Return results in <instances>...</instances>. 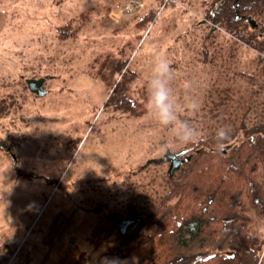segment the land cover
Masks as SVG:
<instances>
[{"label": "rangeland", "instance_id": "374dc122", "mask_svg": "<svg viewBox=\"0 0 264 264\" xmlns=\"http://www.w3.org/2000/svg\"><path fill=\"white\" fill-rule=\"evenodd\" d=\"M130 2L0 0V264H73L81 253L95 260L105 246L96 251L92 232L154 174L158 182L167 172V164L150 162L185 145L145 111L157 53L173 69L178 114L199 138L200 110L224 87L235 92L233 101L244 94L252 101L258 86L257 99L264 98L257 59L264 54L206 22L215 0H141L137 12L122 14ZM149 12L152 20L144 21ZM68 24L75 35L58 40ZM39 78L43 95L25 85ZM115 87L126 88L139 114L114 110L108 99ZM186 98L199 111L184 110ZM248 120L260 117L251 112ZM249 215L264 234V221Z\"/></svg>", "mask_w": 264, "mask_h": 264}, {"label": "trees", "instance_id": "16d2710c", "mask_svg": "<svg viewBox=\"0 0 264 264\" xmlns=\"http://www.w3.org/2000/svg\"><path fill=\"white\" fill-rule=\"evenodd\" d=\"M153 15L149 12L144 21ZM248 17L257 30L245 21ZM205 19L230 40L264 54V0H215ZM71 28H59L58 40L73 37ZM207 56L205 52V60ZM257 59L264 63V58ZM260 76L264 81V69ZM251 77L252 87L257 77ZM261 89L250 94V102L248 94L233 101L235 92L229 86L214 96L210 108L199 113L204 136L174 153H184L187 160L172 176L165 171L156 182L154 174L138 194L124 199L111 215L133 223L121 235L115 223L104 222L89 238L96 251L105 246L103 251L95 260L81 253L73 264H264V234L254 230L249 215L253 211L264 221V98L257 99ZM111 100L114 110L139 114L126 88L115 87ZM251 112L260 120L247 121ZM207 120L214 125L203 126ZM219 129L227 131L224 140L217 139ZM152 164L168 165L161 160Z\"/></svg>", "mask_w": 264, "mask_h": 264}, {"label": "clouds", "instance_id": "9594fccd", "mask_svg": "<svg viewBox=\"0 0 264 264\" xmlns=\"http://www.w3.org/2000/svg\"><path fill=\"white\" fill-rule=\"evenodd\" d=\"M174 72L168 58L161 53L153 57L149 74L145 80L146 99L145 111L162 129L167 130L180 144L186 145L199 138L197 128L187 119L181 118L179 112L181 105L174 96L172 81ZM185 87H189L186 83ZM199 103L191 98H186L184 110L197 112ZM227 137L225 129L217 131V139Z\"/></svg>", "mask_w": 264, "mask_h": 264}, {"label": "water", "instance_id": "95a60500", "mask_svg": "<svg viewBox=\"0 0 264 264\" xmlns=\"http://www.w3.org/2000/svg\"><path fill=\"white\" fill-rule=\"evenodd\" d=\"M245 21L248 23V25L250 26V28L252 30L257 27L255 20L248 17V18H246ZM44 82H45L44 78H39L37 80L30 79V80L26 81V86L28 87V90L31 93H34L37 95H43L44 92L42 91L41 87L44 84ZM185 160H187V158H185V157L182 160H180L178 158V154H166V156L161 161L164 163L165 162L168 163L167 173L169 174V176H172L173 173L180 167V165ZM133 221L134 220H130V219H119V218L111 215L107 218L106 223H108V222L115 223L120 234L123 235L124 232L126 231L127 227L130 224H132Z\"/></svg>", "mask_w": 264, "mask_h": 264}, {"label": "built area", "instance_id": "2783aa9c", "mask_svg": "<svg viewBox=\"0 0 264 264\" xmlns=\"http://www.w3.org/2000/svg\"><path fill=\"white\" fill-rule=\"evenodd\" d=\"M144 3L141 0H131V2L121 11L124 15H131L132 13L137 12L139 9L143 7ZM72 244L76 243L75 238H70L69 240ZM263 254V253H262Z\"/></svg>", "mask_w": 264, "mask_h": 264}, {"label": "flooded vegetation", "instance_id": "af4514ba", "mask_svg": "<svg viewBox=\"0 0 264 264\" xmlns=\"http://www.w3.org/2000/svg\"><path fill=\"white\" fill-rule=\"evenodd\" d=\"M253 30H254V31L257 30V27H256L255 29H253ZM184 156H185V154L182 153V155H179L178 157L183 158Z\"/></svg>", "mask_w": 264, "mask_h": 264}, {"label": "bare ground", "instance_id": "6f19581e", "mask_svg": "<svg viewBox=\"0 0 264 264\" xmlns=\"http://www.w3.org/2000/svg\"><path fill=\"white\" fill-rule=\"evenodd\" d=\"M178 156H179V154H178ZM179 158V157H178ZM180 159V158H179ZM180 160H182V159H180Z\"/></svg>", "mask_w": 264, "mask_h": 264}]
</instances>
